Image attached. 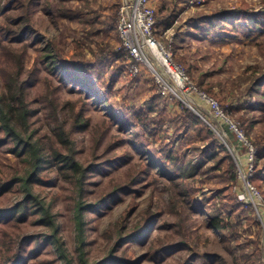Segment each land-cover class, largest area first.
<instances>
[{"label":"rangeland","instance_id":"rangeland-1","mask_svg":"<svg viewBox=\"0 0 264 264\" xmlns=\"http://www.w3.org/2000/svg\"><path fill=\"white\" fill-rule=\"evenodd\" d=\"M120 2L0 0V91L7 85L2 69L12 73L19 69L18 77L27 80L26 97L32 110L25 137L48 146L59 131L54 120L57 119L74 141L76 158L84 165L100 164L85 178L81 194L84 203L114 194L117 187L132 189L114 194L113 200L89 211L80 236L73 214L74 205L80 200L78 191L54 164L44 165L32 187L54 214L67 259L60 257L53 244L43 242L49 230L30 214L20 221L0 218V259L19 254L21 264H101L108 255L125 252L133 264H264V183L261 190L252 185L260 199L243 187L238 165L245 170L248 153L231 133L233 123L243 128L244 137L253 147L264 141V104H260L264 101V84L258 93L252 95L250 91L264 74V30L253 21L255 13L264 12V0H151L160 40L170 47L174 59L188 71L197 88L216 98L230 121L214 116L201 102H197L200 107L190 108L178 100H159L149 117L155 126L162 122L167 135L157 142L140 127L135 128L138 136L133 137L126 125L118 128L111 115L117 113L124 123L134 125L136 121L129 109L144 108L145 101L157 92L154 76L147 67L131 77L125 74L124 58L116 56L119 41L112 17L116 20ZM59 7L71 16H59ZM239 8L248 14L235 21L230 31L217 24V18L212 20L215 27L204 18ZM21 16L28 17L32 36L21 41L9 39L8 29L23 26ZM158 17L165 23H160ZM14 53L20 54V60ZM51 55L76 73L68 81H75L76 76L83 82H74V89H69L71 84L61 80L64 68L57 74L52 70L55 64L50 62ZM81 61L93 68L74 69L72 63ZM154 66L157 67L156 61ZM112 78L116 80L111 81ZM89 90L94 98H88ZM251 103L255 105L251 107ZM181 105L220 136L235 159L237 182L231 184L222 170L206 172L213 165L208 160L197 176L183 178L187 191L183 195L182 186L163 178L156 168H147L151 159L168 160L164 150L176 149L182 154L191 145H200L194 128L184 127ZM74 114L80 115L81 126L74 124ZM2 137L0 132V182H6L23 175L28 160L25 154L12 152L13 144H4ZM219 154L224 155L222 149ZM230 185L231 194L244 195L243 201L247 200L250 206L239 210L227 206L222 190ZM20 186L13 182L10 192L0 193L1 211L23 198ZM190 201L198 209L219 211L228 224L222 236L209 228L205 213L188 208ZM29 204L33 206L32 201ZM144 213L149 220L146 219L142 239L119 244L113 253L120 222L123 220L126 225L122 230L125 233Z\"/></svg>","mask_w":264,"mask_h":264},{"label":"trees","instance_id":"trees-1","mask_svg":"<svg viewBox=\"0 0 264 264\" xmlns=\"http://www.w3.org/2000/svg\"><path fill=\"white\" fill-rule=\"evenodd\" d=\"M61 2H63V0H60V3ZM57 13L59 16H71L67 15V13H64L60 7L57 9ZM247 14L248 13L244 8H239L233 12L221 11L218 13H213L204 18L210 20L211 24L213 22L212 20L217 18V24H222L223 28H228L230 31L233 29V24L235 21H239L241 18L245 19ZM72 17L74 16L72 15ZM158 18L160 19V23H165L162 17ZM20 20H23V26H21L19 29H8L6 31V33L11 36L8 37L9 39L16 38V40L21 41L22 39L32 36V28L27 24V21H29L28 17L21 16ZM112 21L115 22L114 15L112 17ZM253 21L264 30V12L255 13ZM217 24H212L211 26L215 27ZM239 25L245 27L244 24ZM228 35L229 32H226L225 36ZM14 56H17V58L20 60V54L18 55L17 53L16 55L14 53ZM116 56L124 58L123 54L119 51H117ZM50 62L53 65L55 64L52 69L55 74L59 72L58 70L64 68L62 69L63 71H61V80H63L64 83L71 84L68 87L69 89H74V84L72 83L83 82L80 81L81 79L76 76L74 78L75 81H68L69 79L73 78L76 73L74 74L73 70L67 69L68 65L59 62L56 55H51ZM72 64L74 69H77L78 71H84L85 69L93 68L92 65L83 61L73 62ZM18 70L12 73L10 71L3 72L2 69V73L6 75L5 78L7 80V85L3 88V90L0 91V132L4 134V137L1 138V141L4 144H13V146L10 148L12 152L18 155H21V153L26 155V160H28V168L25 170L23 175L14 177L12 181L0 182V193L3 191L10 192L13 182H19L21 184L20 192L23 194V198L13 207L9 208L7 211L0 210V218H9L11 221H20L27 219L28 214L37 216L35 222L41 224L43 227H46L49 230V233L45 234L43 239L41 238L43 242L45 244H53L60 257L67 259L68 255L66 249L63 247L62 239L59 236V225L54 218V214L52 213L50 206L33 191L32 184L40 177V172L42 171L43 166L46 164H54L58 170V173L61 174L63 178L73 185L78 191L80 200L75 203L73 214L75 226L80 236L82 230H84V217L88 215L89 211L96 210L98 205L101 203L105 205L108 200H113L114 194L117 196L121 191L132 189L130 186L117 187V189L114 191V194H109L105 198L94 203H84L82 201L81 194L85 185V178L90 170L98 169L100 164L84 165L76 158L73 147L74 141L71 139L70 133L68 131H66L64 128L61 129L62 126L60 123H58L57 119L54 120L56 122L57 130L59 131L57 133L56 139L51 141L48 146L40 145L38 142L31 141L30 136L25 137V133L28 132L27 126L29 125V117L32 110L28 107L29 102L26 97L27 80L18 77ZM117 77L120 78L121 74H118ZM92 78L93 77H89L90 80ZM86 79L87 78H84V80ZM114 80L116 79H111V81ZM199 82L203 84L202 80ZM263 84L264 74L258 78L251 87L250 91L252 95L258 93L257 90H259ZM81 87H84V85ZM89 94H91V96ZM87 95L88 98H94L92 90H89ZM212 97L214 96L212 95ZM159 100L166 102L167 99L159 91H157L145 101L144 108H130L129 110L132 111L136 121L134 125L124 123L122 120H120L117 113L111 112V115L118 124V128L122 129L123 126L126 125L133 137L136 138L138 136L135 128L140 127L146 135L153 138V141H161L167 135V133L163 130V123L160 122L155 126L156 122L149 117L152 111H154L158 106ZM261 102L262 103L260 104H264V101ZM104 103L106 104L107 102ZM254 105L255 103L250 104L251 107ZM181 107L185 113V119L183 121L184 127L186 128V126H192V128H194L193 130L196 132V134H198V140L201 142L200 145H191L187 152L182 154H179L176 149L164 150L162 153L164 154L165 158H168V160L165 162H158L151 159L147 163V168H156L163 178L166 177L165 179L172 180L174 184L182 186V189H180V194L183 195H186L187 192L186 189H184L185 183L183 182V178L197 176L201 168L208 160L209 162L213 161V165L208 167L206 172H211L216 169L222 170L227 173L225 175L231 184L237 182L235 172L237 167L235 159L229 152L228 148L221 142V139L219 138L220 136L198 115L190 111L188 108H185L183 105H181ZM74 117V124H76V126H81L82 123L80 121V115L74 114ZM78 119L80 122L79 124H77ZM238 127L243 133V128L241 126ZM231 133L236 143L241 144L244 150H247L246 144L239 140L233 131H231ZM179 136L180 135H177V137ZM137 146L140 149H143L142 144L137 143ZM254 146V171L253 174L248 178V182L261 190L260 186L264 183V141H261ZM219 149H222L224 155L219 154ZM194 158L197 159L194 161ZM230 187L231 185L227 187V189L222 190L223 197L227 200V206H232L236 210L242 209L244 206H250L249 203L243 201V199H240L239 194L236 195L235 192H232L233 196L235 197L234 198L230 192ZM236 198L238 199V201H236L237 203L233 201L237 200ZM30 201L33 202V206L29 204ZM189 203L190 206H188V208H190L195 213H205L208 216L207 224L209 228L213 229L222 236V230L227 228L228 224L224 221V218L219 215V211L217 209L210 211H207L206 208L198 209L197 207H193L191 205V201ZM31 208L34 209L31 210ZM28 210L30 211L29 213ZM146 219L149 220L146 213H144L143 217L140 218V221L134 223V225H132L131 228L125 233H122V230L126 229V225L122 220L118 228V238L114 246L111 248V251L114 253L116 250L115 247L119 244L123 245L128 242L141 240L145 228L147 227ZM21 262V255L19 254L13 255L12 258L7 257L6 259H0V264H21ZM133 262L134 261L130 260L126 256V253L123 252L121 255H108V257L104 259L101 264H133Z\"/></svg>","mask_w":264,"mask_h":264},{"label":"built area","instance_id":"built-area-1","mask_svg":"<svg viewBox=\"0 0 264 264\" xmlns=\"http://www.w3.org/2000/svg\"><path fill=\"white\" fill-rule=\"evenodd\" d=\"M115 21L119 41L116 50L124 56L126 75L134 77L147 67L154 76L156 90L166 99L178 100L190 108L200 107L197 102L204 103L214 116L228 120L219 102L197 88L184 66L174 59L170 47L160 40L156 11L151 0H121ZM231 126L238 139L246 144L248 153V166L243 171L238 165V178L252 196L260 199L256 188L248 182L254 171L255 148L247 142L236 124L231 123ZM239 196L245 199L244 195Z\"/></svg>","mask_w":264,"mask_h":264}]
</instances>
